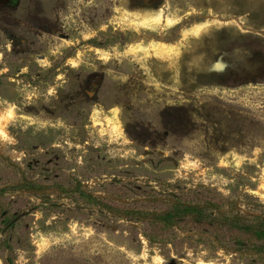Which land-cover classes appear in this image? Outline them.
Returning <instances> with one entry per match:
<instances>
[{"label": "rangeland", "instance_id": "obj_1", "mask_svg": "<svg viewBox=\"0 0 264 264\" xmlns=\"http://www.w3.org/2000/svg\"><path fill=\"white\" fill-rule=\"evenodd\" d=\"M0 188V264H264L152 219L264 218V0H0Z\"/></svg>", "mask_w": 264, "mask_h": 264}, {"label": "trees", "instance_id": "obj_2", "mask_svg": "<svg viewBox=\"0 0 264 264\" xmlns=\"http://www.w3.org/2000/svg\"><path fill=\"white\" fill-rule=\"evenodd\" d=\"M26 188L37 190L39 187L27 182ZM4 191L0 188V197ZM89 198L102 204L93 197ZM104 204L107 209L112 207ZM214 209L215 205L210 200L203 206L184 204L177 200L160 213L152 215V219L164 226H177L184 231H190L191 228L207 231L217 243L237 251H250L255 254V258L264 260V218L241 217L232 210L214 212Z\"/></svg>", "mask_w": 264, "mask_h": 264}]
</instances>
